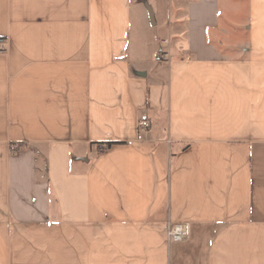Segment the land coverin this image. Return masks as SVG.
<instances>
[{"label":"crops","instance_id":"0c3cea01","mask_svg":"<svg viewBox=\"0 0 264 264\" xmlns=\"http://www.w3.org/2000/svg\"><path fill=\"white\" fill-rule=\"evenodd\" d=\"M167 5L0 0V264H264V0Z\"/></svg>","mask_w":264,"mask_h":264},{"label":"rangeland","instance_id":"374dc122","mask_svg":"<svg viewBox=\"0 0 264 264\" xmlns=\"http://www.w3.org/2000/svg\"><path fill=\"white\" fill-rule=\"evenodd\" d=\"M166 1H167L168 5H170V2H171V7L173 9V10L171 9L172 12L170 11V23H171L170 31H168V29L166 28V25L164 23L160 24L163 22V20L159 19V11L157 9H156V13H157L156 18L158 19V24L153 25L149 15L145 16L144 22H145V26L149 27L151 37L156 40V44L159 45L160 47L162 46L164 48L165 52L162 54H165L164 55L165 57L170 58L171 55H170L169 49H170V46H172L171 42L169 45H168V42H166V43H159V42H160V40H164V39L165 40L167 39L169 41L172 40L173 42L177 41V39L180 38L178 36V30L180 27V22L178 20V13H177L178 12L177 11L178 0H171V1L166 0ZM152 2H153V4L158 3L162 9L163 4L165 3V0H152Z\"/></svg>","mask_w":264,"mask_h":264},{"label":"built area","instance_id":"2783aa9c","mask_svg":"<svg viewBox=\"0 0 264 264\" xmlns=\"http://www.w3.org/2000/svg\"><path fill=\"white\" fill-rule=\"evenodd\" d=\"M169 40H165V43ZM6 50V39L0 37V53ZM190 238L188 226L186 223H171L167 228V240L169 242H181Z\"/></svg>","mask_w":264,"mask_h":264},{"label":"trees","instance_id":"16d2710c","mask_svg":"<svg viewBox=\"0 0 264 264\" xmlns=\"http://www.w3.org/2000/svg\"><path fill=\"white\" fill-rule=\"evenodd\" d=\"M113 143H108V145L107 146H111Z\"/></svg>","mask_w":264,"mask_h":264}]
</instances>
